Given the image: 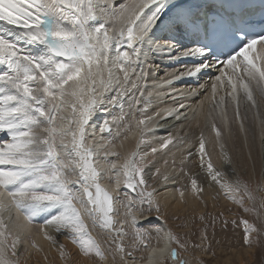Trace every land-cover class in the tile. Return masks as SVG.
I'll return each instance as SVG.
<instances>
[{
    "label": "snow or ice",
    "instance_id": "obj_1",
    "mask_svg": "<svg viewBox=\"0 0 264 264\" xmlns=\"http://www.w3.org/2000/svg\"><path fill=\"white\" fill-rule=\"evenodd\" d=\"M157 60L175 66L150 86ZM188 81L196 86L173 87ZM165 95L195 103L148 114ZM262 109L264 0H0V264L43 252L39 237L62 264H207L182 253L215 259L208 230L214 238L229 224L241 230L245 264H264ZM155 117L200 129L195 152L156 166L180 140L141 151ZM238 137L253 174L259 139L255 186L233 166ZM177 180L170 205L163 193ZM221 198L231 220L207 211ZM190 199L181 235L169 216L181 219Z\"/></svg>",
    "mask_w": 264,
    "mask_h": 264
},
{
    "label": "bare ground",
    "instance_id": "obj_2",
    "mask_svg": "<svg viewBox=\"0 0 264 264\" xmlns=\"http://www.w3.org/2000/svg\"><path fill=\"white\" fill-rule=\"evenodd\" d=\"M151 62V61H150ZM157 63H160V71L155 73L153 77H150L148 80V83L150 86H154L156 84H159V77L164 75L165 69H170L174 67L175 65L169 64L168 62H160L159 60L156 61ZM203 82V81H201ZM189 85L196 86L194 81H188V82H176L174 83L173 87L176 89L183 91L186 89ZM160 92L168 93L170 91V88L168 86H161L159 89H157ZM172 95H176V93H173ZM202 97H198L196 99H200ZM154 102L149 108L148 114H153L155 112H161L162 114L166 112V110L177 107L180 103L184 104H192L195 103L194 100L189 98H183L181 99L179 96L176 97L175 100L171 98V96L165 95L159 98L154 97ZM181 111H184V109H181ZM262 112H264V109H262ZM243 113V109H242ZM251 117V114H249ZM156 121L158 122L156 127L153 131L146 133L145 135L148 136V138L151 140L149 143H145L144 145H141V151H148L150 147L156 146L158 143H160L161 138L172 135L174 137H177V139L180 140V143L176 144L175 147L171 146V151L166 153H158L156 160V166H162L165 159L171 160L173 154L179 158L180 153L183 149L188 148L191 146V150L194 151L198 147V137L200 133V129L196 128L194 125L192 127H189V122L185 121L183 117L181 120H175L172 117L167 118L166 120L160 119V117H155ZM251 119L247 123H250ZM205 135H208V130H205ZM135 141H129V147H134ZM208 151L210 153H213V148L211 144L206 145ZM253 151V158L255 161H257L256 168H259V158H260V143L259 139L257 138L255 147L252 149ZM229 152L233 157V166L238 171V165L245 164L246 170L252 171V164L251 162L247 161V152L248 150L243 147V138L238 137L235 141V149H233V145L230 142L229 143ZM218 157V149L213 154V162L216 163ZM196 166V165H195ZM193 169L194 164H193ZM182 181L177 180L175 183L169 184L168 189L163 193L164 196L167 197L168 202L171 204L176 203V200L178 199V193L175 191L178 184H181ZM175 198V199H174ZM191 199L189 200V207L191 206ZM211 205V203H210ZM180 207V206H178ZM39 219L37 220V224L41 223ZM57 240L61 243H64V237L63 236H57ZM37 243L42 247H46L50 250V246L47 241H44L42 237L37 238ZM67 247L72 250L73 246H70L67 244Z\"/></svg>",
    "mask_w": 264,
    "mask_h": 264
},
{
    "label": "rangeland",
    "instance_id": "obj_3",
    "mask_svg": "<svg viewBox=\"0 0 264 264\" xmlns=\"http://www.w3.org/2000/svg\"><path fill=\"white\" fill-rule=\"evenodd\" d=\"M144 139L146 143H149L151 141L146 135ZM171 146L172 145H170L169 147ZM195 150L193 152H195ZM157 155L158 153L156 154L155 159L157 158ZM245 167H246L245 164L238 165V172L242 173L246 178H250L253 183V186H255V183L260 181L261 179L259 168H256V172L255 174H253L252 171L246 170ZM194 168L196 169V171L199 170L197 164H194ZM181 184H178L177 188L181 187ZM186 207L188 211L180 213L181 219L174 220L171 219V216H169V227H172L176 232H178L181 235H183L184 232L187 230L183 228H179L177 227V225L184 223L185 219L190 216L192 212V203L190 207L189 205H187ZM228 207H232V206L227 201H224L221 198V200L217 203V208H213L209 204V208L207 209V211L213 212L215 214L218 210H224L225 216L229 220H231L232 218H234V216L233 213H229L227 211ZM234 213L236 214V216L243 215L242 212L236 209H234ZM143 226L148 227L147 225H143ZM199 227H200V222L197 220L195 222V227L193 230H197ZM34 230H36L35 227ZM208 231H209V238L212 241V247L217 252L216 258L212 259L210 258V256L194 251L191 248L187 253H182V257L191 261L194 255H200L207 262V264H245V261L247 260V256L242 246V241H241L242 233L239 228L233 230L231 224H229L228 231L223 232L221 231L218 225L216 228V234L214 238L212 236V229L209 228ZM198 237H199V233L197 231V235L196 237H193V240L195 242H199ZM69 245L72 246L71 244ZM30 251L32 255L29 257L27 254H25V257L22 259L21 264H62V262L59 259V255L57 251L53 247H50V250L44 247L43 252H36L34 249H31ZM45 255L48 256L47 260L44 259ZM135 255L139 257L140 253L137 252L135 253Z\"/></svg>",
    "mask_w": 264,
    "mask_h": 264
}]
</instances>
